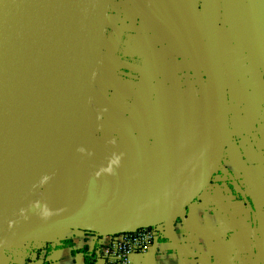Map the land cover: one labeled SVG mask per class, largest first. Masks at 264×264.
<instances>
[{
  "label": "crops",
  "instance_id": "1",
  "mask_svg": "<svg viewBox=\"0 0 264 264\" xmlns=\"http://www.w3.org/2000/svg\"><path fill=\"white\" fill-rule=\"evenodd\" d=\"M99 70L111 94L86 129L106 151L102 174H53L0 246V264H103L94 233L56 226L62 218L162 220L160 243L132 264H264V0H107ZM57 192L65 200L51 208L34 203Z\"/></svg>",
  "mask_w": 264,
  "mask_h": 264
},
{
  "label": "water",
  "instance_id": "2",
  "mask_svg": "<svg viewBox=\"0 0 264 264\" xmlns=\"http://www.w3.org/2000/svg\"><path fill=\"white\" fill-rule=\"evenodd\" d=\"M106 5L107 0H0V183L3 173H10L18 147L28 137L44 106L86 79L83 109L63 145L34 167L32 172L35 170L37 177L0 214V246L27 211L34 195L51 179L52 166L68 150L81 125L93 88ZM215 96L221 106L217 82ZM209 178L210 175L178 208L192 202ZM53 222L87 233L118 235L158 227L162 220L117 226L89 225L72 218Z\"/></svg>",
  "mask_w": 264,
  "mask_h": 264
},
{
  "label": "bare ground",
  "instance_id": "3",
  "mask_svg": "<svg viewBox=\"0 0 264 264\" xmlns=\"http://www.w3.org/2000/svg\"><path fill=\"white\" fill-rule=\"evenodd\" d=\"M85 83L86 79L84 78L76 83L66 95L55 96L44 106L41 116L32 127L28 137L18 147L17 157L15 161H12L10 173H3L5 175L0 183V214L26 189L28 185L22 187V184L34 167L51 157L63 145L83 109L86 94ZM101 159L104 157L94 155L95 162L100 163ZM47 189L48 185L43 193H47ZM48 196L54 203L65 200L64 192L62 194L59 192L53 195L48 194Z\"/></svg>",
  "mask_w": 264,
  "mask_h": 264
},
{
  "label": "rangeland",
  "instance_id": "4",
  "mask_svg": "<svg viewBox=\"0 0 264 264\" xmlns=\"http://www.w3.org/2000/svg\"><path fill=\"white\" fill-rule=\"evenodd\" d=\"M103 71L99 70L97 76L93 79V85H96V88L94 87L95 90H93V92L88 95L84 106V109H86V113H84L82 117V121L80 123L81 126L78 128L76 134L73 137L72 146L68 148L65 153L60 155L58 161L51 168V172L56 176H59L60 172H62L63 169L65 170V168L69 165L73 166L75 169L73 172L67 171V178L69 176H74L75 179L80 178V181L84 182L88 179L98 178L102 174L103 165L98 161L94 163H88V160L89 158H91V156L94 159V155L102 156L106 151L101 150L100 147L98 148L94 146L95 144L93 142L98 140V137L96 136L97 134L93 133V129L95 130V127L93 126L91 128L90 126V131H87L86 124H91V117L94 119V122H101L99 117H95V114H97V112L99 111L98 109L100 108L102 102H106V96L108 97L111 94V89L106 84L107 82L104 76H102ZM99 139L103 141L107 138L104 137ZM103 142L101 144L102 146H108L112 150L116 149L114 140H111L110 143H108L107 140ZM75 157L76 159L73 160ZM37 175L38 174L35 170L31 172L26 181L22 184V187L26 186L29 182H32L37 177ZM41 195L42 194H40V196ZM40 196L35 200L34 203H44L49 208L52 205L51 200H49L46 194H43L41 197Z\"/></svg>",
  "mask_w": 264,
  "mask_h": 264
},
{
  "label": "built area",
  "instance_id": "5",
  "mask_svg": "<svg viewBox=\"0 0 264 264\" xmlns=\"http://www.w3.org/2000/svg\"><path fill=\"white\" fill-rule=\"evenodd\" d=\"M95 245L92 251L103 264H132L130 258L146 253L157 246L163 238L158 227L145 228L118 235H90Z\"/></svg>",
  "mask_w": 264,
  "mask_h": 264
}]
</instances>
